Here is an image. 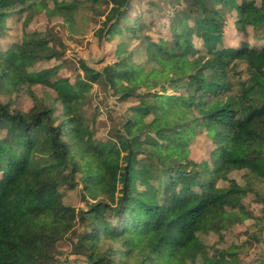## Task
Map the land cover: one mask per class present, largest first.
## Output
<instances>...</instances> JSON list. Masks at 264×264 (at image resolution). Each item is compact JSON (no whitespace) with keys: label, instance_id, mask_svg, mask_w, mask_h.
Wrapping results in <instances>:
<instances>
[{"label":"trees","instance_id":"obj_1","mask_svg":"<svg viewBox=\"0 0 264 264\" xmlns=\"http://www.w3.org/2000/svg\"><path fill=\"white\" fill-rule=\"evenodd\" d=\"M95 1L0 0V264H60L69 249L74 264H264V220L249 213L259 199L264 218V0H109L106 16ZM88 28L99 69L68 54ZM114 33L138 44L137 79L132 49L102 56ZM12 74L47 89L28 88L26 111L11 108ZM96 95L128 105L105 131L121 159L104 174ZM200 133L206 162L190 156ZM78 190L87 209L65 202ZM245 213V240L228 242Z\"/></svg>","mask_w":264,"mask_h":264},{"label":"rangeland","instance_id":"obj_2","mask_svg":"<svg viewBox=\"0 0 264 264\" xmlns=\"http://www.w3.org/2000/svg\"><path fill=\"white\" fill-rule=\"evenodd\" d=\"M255 6H259V1L256 0L254 1ZM95 5L96 8L98 10H102L105 14V16L107 15V13L109 12L110 14H113V10L111 11L110 7V1L109 0H97V2L95 1ZM108 8V9H107ZM143 13V11H142ZM133 14V12H132ZM81 15V14H79ZM100 17V16H99ZM98 17V18H99ZM104 18L101 17V20ZM30 22H32V28L36 29V30H43L44 27V23L42 22V20H38V19H29ZM167 18L163 20V25H166L167 23ZM233 21H231V19L229 21H227L225 28H224V32H225V36H224V44L225 46H236L239 44L240 42V38L236 32V30L233 27ZM93 33L94 31H92L91 28L87 29V33H85L84 38H82V40L75 42V43H69V48H68V54L71 56V58H74L77 62L79 55L81 56L80 58L82 59V61L84 60H91L93 61L92 64L96 69H99V64L96 63V61L100 60V56L97 50L98 47L96 46L97 43L94 41L93 39ZM249 42L254 46V47H261L263 45V43H258L255 44L253 43V36H252V32H249ZM152 34H154V37L157 36H165L163 32H158L157 30H155V32L153 31ZM4 45L6 46L7 43L6 41L4 42ZM116 45H118V51L117 54L122 51V50H130L132 49V52L135 53V57H134V61L133 64H131V70L129 71L131 74V78L132 79H137L139 74H138V70L136 68V65L141 63L142 59L139 56V47L138 44L136 42L135 39H133L130 35H127L123 38V40L120 39L118 34H113L111 36V41L108 42V45H106V48L104 49V52H102V56L105 55L106 53H108V63H111L113 61V55L115 54L114 52L116 51ZM197 46H199V44H197ZM137 49V50H136ZM108 50V52H107ZM136 50V51H135ZM96 51V52H95ZM218 52H220V49H218ZM74 63V61H73ZM78 63V62H77ZM52 62L51 63H46V65L42 66L38 65V67H36L37 70H40V68H46L47 66H52ZM73 67V66H72ZM74 68V67H73ZM212 71L211 69H209L207 71V75L211 76ZM33 77L27 78L26 80H22L23 79V75L19 74H12L11 76V87L12 88H18L20 87V92L17 95L18 96V100L16 102L15 105H13L11 108L12 109H18L21 111H26L30 108L31 106V101L30 98L28 96V88L31 87L33 89V91L35 93H37V95L43 93L44 91H47V89L42 86L39 82L42 80V77L39 75H31ZM80 86L83 87L84 84L83 82L80 83ZM146 90H151V91H160L161 88L159 86L158 82H148L146 84L145 87ZM94 91H96L98 93L99 88H94ZM170 94H172L171 91H169ZM5 99V94H0V100L4 101ZM96 104H99V111H102L104 113V116H102V119H106V124L103 127H96L93 126V124H91V126L93 127L92 129V135L93 136H97V139L99 140V142H101V146H100V150H99V154H98V158L95 160L94 166L96 168V170L100 173V174H104V173H108L112 170H114L118 163L120 162L121 159V154L120 152H118L117 150H111L110 148H105V142L108 141V136L107 134H105V131L108 128V123L109 125L112 124H118V125H123L126 120H125V114H126V109L128 108V105H124L122 106L121 104H119L117 102V99L115 97H108V102L105 101L104 99L100 98L98 95H96L95 97ZM101 99V100H100ZM185 103V102H184ZM106 104V105H105ZM61 111L58 114L60 115L62 113L61 108L58 110ZM89 113L92 115L94 113V108L90 109ZM105 134V135H104ZM204 135H206L205 133L202 134L200 133L198 139L193 142L194 145L190 147V156L192 159H196L200 162L204 161H208L209 159V149L211 147H213L212 143H209L207 140L204 139ZM204 136V137H203ZM238 177H241V174L235 175ZM3 179V174L0 173V181ZM67 205H71L73 207H76L78 209H87L88 206L87 204L85 205L84 202L81 201V197L79 195V190L78 192H70L69 197L65 200ZM251 215L253 216H257V217H261L263 220V216L261 214V204H260V200H256L253 202L252 204V208L249 212ZM96 214H92L91 218H95ZM242 220H243V224L239 225L237 227H234L231 231H229L226 235V239L228 242H240L245 240L246 235L248 234V226L252 224V217L250 218V216L248 214H242ZM81 229V228H79ZM82 230V229H81ZM222 230L224 231V229L222 228ZM163 243H165V239L162 240V242H160V244L162 245ZM66 247H68V245L66 244ZM64 251L67 248H62ZM70 249L68 251H66L63 255H61L59 257V260L61 261L60 264H74V263H69L68 261H75L77 258L74 255H70ZM70 255V256H69ZM80 262L82 263V260H80ZM79 264V263H76Z\"/></svg>","mask_w":264,"mask_h":264}]
</instances>
